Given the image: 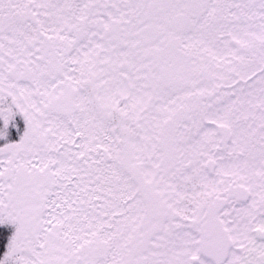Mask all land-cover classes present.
<instances>
[{"label":"snow or ice","instance_id":"1","mask_svg":"<svg viewBox=\"0 0 264 264\" xmlns=\"http://www.w3.org/2000/svg\"><path fill=\"white\" fill-rule=\"evenodd\" d=\"M0 264H264V0H0Z\"/></svg>","mask_w":264,"mask_h":264}]
</instances>
